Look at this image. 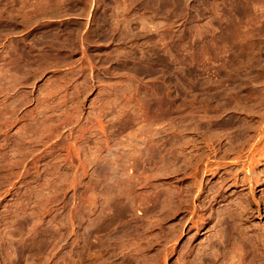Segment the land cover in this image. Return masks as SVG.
<instances>
[{"label": "rangeland", "instance_id": "374dc122", "mask_svg": "<svg viewBox=\"0 0 264 264\" xmlns=\"http://www.w3.org/2000/svg\"><path fill=\"white\" fill-rule=\"evenodd\" d=\"M0 264H264V0H0Z\"/></svg>", "mask_w": 264, "mask_h": 264}]
</instances>
